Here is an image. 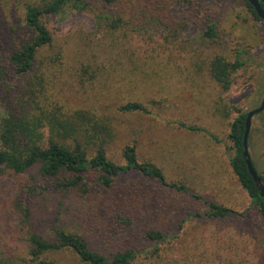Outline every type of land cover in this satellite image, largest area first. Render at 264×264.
<instances>
[{"label":"rangeland","instance_id":"obj_1","mask_svg":"<svg viewBox=\"0 0 264 264\" xmlns=\"http://www.w3.org/2000/svg\"><path fill=\"white\" fill-rule=\"evenodd\" d=\"M50 1L0 0V58L29 39L26 6ZM197 1L217 28V39L204 45H198L203 29L190 0H123L118 10L126 18L131 13L132 26L115 34L98 28L96 10L66 7L43 18L53 45L41 53L31 74L11 84L16 88L10 89L9 100L0 93V124L8 103L32 110L35 102L45 113L56 108L58 116L77 120L80 136L86 130L105 140L114 163L124 165L122 151L132 145L140 162L158 167L168 184L184 185L201 200L161 191V200H150L153 213L141 231L130 237L126 231L115 234L114 222L92 202L43 193L29 201V225L19 227L9 205L25 188L39 187L35 171L22 177L0 174V252L15 251L16 264L24 257L26 232L51 239L54 227L75 229L105 257L130 249L133 264H264V221L229 166L228 139L237 113L258 108L264 98V23L254 19L243 0ZM216 56L245 64L226 92L209 75ZM127 103H139L148 113L120 112ZM42 131L46 139L48 128ZM67 143L73 145L71 139ZM248 152L256 173L264 177V112L252 118ZM198 163L214 170L209 179L201 173L197 177ZM194 166L193 177L186 169ZM205 202L233 213L194 217L204 214ZM147 230L162 238L144 241ZM50 257L60 264H82L65 253Z\"/></svg>","mask_w":264,"mask_h":264},{"label":"trees","instance_id":"obj_2","mask_svg":"<svg viewBox=\"0 0 264 264\" xmlns=\"http://www.w3.org/2000/svg\"><path fill=\"white\" fill-rule=\"evenodd\" d=\"M154 1L161 3L160 0ZM243 1L254 19L260 21L254 10ZM122 2L123 0H52L43 6L27 5L24 20L30 37L18 49L10 51L4 59L0 58V93L3 92L9 100L10 89L16 88V85L11 84L31 74L41 53L52 47L53 38L43 23V18L57 15L66 7L80 11L96 10L95 21L98 28L104 33L115 34L126 26H132L131 13L126 18L118 10ZM197 4L200 5L197 0L189 2L191 9H196L194 18L203 29L198 45H204L205 42L217 39V28L215 23L208 20L206 7L198 8ZM159 12L162 16L163 11ZM244 65L239 58L229 62L216 56L209 64V75L221 92H226L232 85L233 75ZM33 105L32 110L31 106H28L29 109L22 107L17 110L8 103L4 108L6 117L0 124V174L22 177L23 174L35 171V183L39 186L25 188L10 202L9 209L17 214L19 227L29 225V201L43 193L61 200H70L72 197L76 201L85 199L92 202L91 206L108 215L114 222L115 234L126 231L130 237L141 231V225L153 213L150 200H161V191H172L201 200L200 196L193 194L184 185L168 184L158 167L149 162H140L134 146L124 147V165H118L108 158L104 149L105 140L87 135L86 130L82 136L78 134L80 130L75 118L62 114L58 116L56 112L59 110L56 108L45 113L37 103L33 102ZM119 111L148 113L139 103H127ZM247 113L238 112L230 126L228 139L233 155L229 158V166L251 205L264 221V198L260 197L242 156ZM179 126L184 127L182 124ZM45 127L48 128L46 139L42 131ZM190 130L197 131V128ZM69 139L73 145H68ZM205 203L207 209L204 214H195L194 217L217 219L233 213L213 202ZM52 232L51 239L33 231L26 232L22 240L24 248L21 249L24 257L18 261L21 264H60L50 256L62 253L75 257L82 264H133L135 260V252L130 249H119L105 257L91 249L75 229L54 227ZM142 238L146 242H157L162 236L147 230L142 231ZM0 253L5 255H0V264H16L15 258L18 256L14 255L15 251L3 250Z\"/></svg>","mask_w":264,"mask_h":264},{"label":"water","instance_id":"obj_3","mask_svg":"<svg viewBox=\"0 0 264 264\" xmlns=\"http://www.w3.org/2000/svg\"><path fill=\"white\" fill-rule=\"evenodd\" d=\"M245 1L254 10L257 18L264 23V8H262V6L264 7V0H245ZM263 111H264V98L258 108L247 113L245 119L243 142H242V147H243L242 156L245 160L248 173L251 176L261 198H264V182L258 176V174L256 173L253 167V163L251 161V157L248 152V137H249L252 118L262 113Z\"/></svg>","mask_w":264,"mask_h":264},{"label":"crops","instance_id":"obj_4","mask_svg":"<svg viewBox=\"0 0 264 264\" xmlns=\"http://www.w3.org/2000/svg\"><path fill=\"white\" fill-rule=\"evenodd\" d=\"M199 164V163H198ZM197 164V171H196V173H197V177L199 178V174L201 173L202 174V176H206L205 178L206 179H209L210 177L209 176H211V174H213V169L211 168V167H209V166H207V165H202V164H199L198 165ZM189 171H188V170ZM186 169V172L188 173L189 172V175H192L193 177H194V174H195V166L192 168V167H188ZM211 169V171L209 172L208 170H210ZM201 170H202V172H201ZM205 172V173H204ZM191 176V177H192Z\"/></svg>","mask_w":264,"mask_h":264},{"label":"flooded vegetation","instance_id":"obj_5","mask_svg":"<svg viewBox=\"0 0 264 264\" xmlns=\"http://www.w3.org/2000/svg\"><path fill=\"white\" fill-rule=\"evenodd\" d=\"M263 112H264V111H263ZM263 112H262V113H263ZM260 114H261V113H260ZM259 177H260L261 179L263 178L262 181L264 182V177H261L260 175H259Z\"/></svg>","mask_w":264,"mask_h":264}]
</instances>
